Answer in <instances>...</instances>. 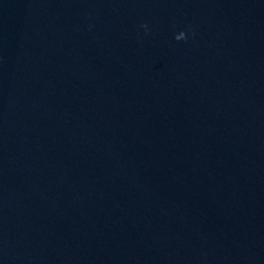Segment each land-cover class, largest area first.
I'll return each mask as SVG.
<instances>
[{
  "label": "water",
  "instance_id": "water-1",
  "mask_svg": "<svg viewBox=\"0 0 264 264\" xmlns=\"http://www.w3.org/2000/svg\"><path fill=\"white\" fill-rule=\"evenodd\" d=\"M0 264H264V0H0Z\"/></svg>",
  "mask_w": 264,
  "mask_h": 264
}]
</instances>
